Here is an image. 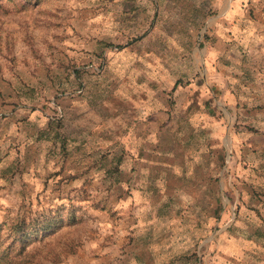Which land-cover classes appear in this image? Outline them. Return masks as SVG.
I'll return each instance as SVG.
<instances>
[{"label":"rangeland","instance_id":"1","mask_svg":"<svg viewBox=\"0 0 264 264\" xmlns=\"http://www.w3.org/2000/svg\"><path fill=\"white\" fill-rule=\"evenodd\" d=\"M0 264H264V0H0Z\"/></svg>","mask_w":264,"mask_h":264},{"label":"crops","instance_id":"2","mask_svg":"<svg viewBox=\"0 0 264 264\" xmlns=\"http://www.w3.org/2000/svg\"><path fill=\"white\" fill-rule=\"evenodd\" d=\"M29 116V121H31L32 120V118H33V116L34 115H29V114H26V118ZM32 122V121H31ZM17 156H19V154L17 153ZM20 156H21V154H20ZM152 200H150L149 201V206L147 207V208H145V210H143V214L146 212L147 214H149L150 216H152V217H154V216H161V213L160 214H158V212H160L161 211V209L160 208H158L157 206L155 207V205H157L155 202H151ZM152 207H154V208H152ZM151 210L153 211V213L151 214ZM144 217V216H143ZM156 219H155V217H154V219H153V221H151V222H149V224H151L150 225V228H149V231L150 230H152V228H156V225L154 224ZM160 220V219H159ZM149 226V225H148ZM163 242H166V243H168V242H170V241H167V240H162L161 238H155V237H152V236H150L149 238H146V239H144L143 238V240H140V242H139V244H138V247L136 248V249H134V248H132L131 249V251H132V253H135L134 255H138L137 256V259L140 261H144L145 260V258H144V256H148L149 257V259H152V260H156V256H158V255H160V253H157L156 251H155V248H154V246L155 245H157L158 243L160 244V245H162V244H164ZM149 259H147V261L149 260Z\"/></svg>","mask_w":264,"mask_h":264},{"label":"trees","instance_id":"3","mask_svg":"<svg viewBox=\"0 0 264 264\" xmlns=\"http://www.w3.org/2000/svg\"><path fill=\"white\" fill-rule=\"evenodd\" d=\"M48 222V221H47ZM47 222H44L42 225H37L36 227V232H41V231H46V230H49L50 229V225L47 223ZM16 233H19L21 231H23L22 229L19 230V229H15ZM24 237H22V240H23Z\"/></svg>","mask_w":264,"mask_h":264}]
</instances>
